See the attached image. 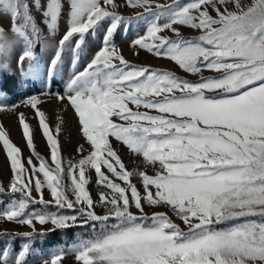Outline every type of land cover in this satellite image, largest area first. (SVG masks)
I'll use <instances>...</instances> for the list:
<instances>
[{"label":"snow or ice","instance_id":"snow-or-ice-1","mask_svg":"<svg viewBox=\"0 0 264 264\" xmlns=\"http://www.w3.org/2000/svg\"><path fill=\"white\" fill-rule=\"evenodd\" d=\"M121 8L144 12L125 17ZM144 14L151 20L131 42L135 54L167 58L197 79L125 59L115 37ZM185 28L200 35L185 37ZM101 29L98 49L55 97L76 118L78 159H63V117L53 134L42 100H21L46 139V159L10 97L27 79L53 77L66 49L76 69L87 37ZM164 30L175 39L160 35ZM2 111L16 114L30 154L0 125L11 172L9 184H0V196L10 198L0 220L31 230L0 232V264H28L37 237L84 226L90 238L57 246L41 264H64L68 254L73 264H264V0H0ZM113 139L140 164L129 170ZM53 205L56 212L48 210ZM36 223L53 228L37 230Z\"/></svg>","mask_w":264,"mask_h":264},{"label":"rangeland","instance_id":"rangeland-1","mask_svg":"<svg viewBox=\"0 0 264 264\" xmlns=\"http://www.w3.org/2000/svg\"><path fill=\"white\" fill-rule=\"evenodd\" d=\"M122 2V0H120ZM181 3H187L188 0H180ZM153 4H172L173 0H152ZM121 12L125 17H132L139 13H143L144 10L137 8H121L118 10ZM151 17L147 14H144L142 18L139 21H133L130 25H126L122 27L120 31H118L116 37H115V43L118 46L120 50H122V54L124 55L125 59L136 66H148L150 68L158 69V70H166L171 71L175 73L176 75L180 76L181 78H187V79H197L198 77L187 75L183 72V70L179 69L177 65L174 64V62H171L167 58L164 57H157L155 55L149 54L144 50H139V55H136L135 52L137 49L135 47L131 46V42L136 39L138 36L145 35L146 26L147 23L150 22ZM163 20L160 21L162 23ZM4 27H8V21L7 18L4 19ZM63 27V26H61ZM103 31V29L100 30V32L94 33L92 36L87 37V46L85 49L80 53V58L77 63L76 69H73L70 64L71 59V52L69 50H65L64 59L60 63V65L56 69V73L53 77L45 78L43 76L36 78L32 77L30 79H27L25 82H23L22 86L19 88L17 94L15 96L10 97L11 100H14L19 107L16 109V112H22L25 114V116L28 118V122L30 123V126L32 129H34V144L36 147V150L41 153L42 156H44L46 159L49 156L48 149L46 147V139L43 137L41 131L39 130L37 124V119L33 118V110H31L28 107H25L21 104V100L24 99L26 96L30 95H37L41 100L42 103L40 104V107L43 111H45L47 116V122L49 123L50 130L55 134V129L57 126V118L63 117L65 123L63 124V131L61 132L59 139L62 144V156L65 161L68 159H78V155L75 151L76 147L83 143V140L81 139L79 132H78V126L76 123V118L73 115V111L71 108L65 109L55 98L57 94L62 93L65 89V84L70 76V74L73 71L76 70H82L83 65L85 62L89 59L91 53L94 50H97L100 46V34ZM182 34L185 37H196L200 35L198 31H193L189 29H182ZM160 35H163L165 37H170L172 39H175V36L173 33H171L169 30H164ZM204 76H212L215 75L213 72H210L208 70L203 71ZM53 80L54 83L50 86V80ZM130 107H132L130 105ZM151 114H156L153 110ZM0 125H3L4 129L9 133L10 139L12 142L17 145L24 157H27L29 153V149L26 146V142L22 137V131L20 126L17 122V116L13 112L10 111H2L0 112ZM113 145L115 148L119 150L120 155L122 156L123 160L127 164L129 170H131L134 166L140 164L141 158L138 156H131L129 155L128 150L126 147H124L119 142H116L113 139ZM87 148V145H85ZM139 170H145V167L141 165ZM147 170L151 172V168L148 167ZM11 172L9 170V166L5 160V153L0 150V184H3L4 186H7L10 182ZM93 182L89 185V189L91 191V194L93 198H98L97 194L100 190L99 186L95 184V177L94 174L92 176ZM118 182V181H117ZM133 183H136L137 186H140L139 178H133ZM45 198H48L47 192H45ZM7 204V203H6ZM4 204L1 207V210L5 207ZM32 209H29L31 211ZM37 210V209H36ZM97 212H102V209L97 207ZM134 212L136 211L134 208L132 209ZM145 210L149 213L153 211V209L148 208L146 206ZM158 211H167L165 208H159L156 209ZM57 211V210H56ZM55 211V212H56ZM61 212L65 214H70L71 210H60ZM54 212V211H52ZM169 216L172 217L175 223L179 224L182 228L185 230L186 227L183 225V223L176 218L171 212L168 213ZM37 230H44L47 231L48 229L53 228V225L50 223L41 226L39 223H36ZM8 230L12 233H23L26 231H30L31 229L28 226L19 225L15 222H6L4 220H0V232ZM77 240L74 242H71L64 246L63 248H68L69 246L73 245L75 242L80 240L81 238L78 235ZM19 241L18 243H20ZM2 247L5 246L4 242L1 244ZM57 244L49 245L43 250H38L36 247V252L32 255H29L28 257V264H41V256H47L49 251H55L57 249ZM64 264H73V256L71 254H68L66 258L64 259Z\"/></svg>","mask_w":264,"mask_h":264},{"label":"trees","instance_id":"trees-1","mask_svg":"<svg viewBox=\"0 0 264 264\" xmlns=\"http://www.w3.org/2000/svg\"><path fill=\"white\" fill-rule=\"evenodd\" d=\"M54 83V81L51 79L50 80V86ZM9 197L7 195H3L0 196V210L1 207L8 203L9 201ZM44 206L43 205H30L29 209H43ZM49 211H56V207L53 206H49L48 208ZM92 229L89 226H84V227H73L70 229H66V230H56L54 232L49 233L48 235L44 236V237H37V243L35 245V247L38 250H43L44 248H46L49 245H53V244H57L59 247H64L67 244L74 242L75 240L79 239L78 235L80 238H90V235L92 234ZM6 237L4 236H0V246L1 244L5 241ZM43 240L44 242L41 243L40 241ZM19 238L17 239V243L19 242Z\"/></svg>","mask_w":264,"mask_h":264},{"label":"crops","instance_id":"crops-1","mask_svg":"<svg viewBox=\"0 0 264 264\" xmlns=\"http://www.w3.org/2000/svg\"><path fill=\"white\" fill-rule=\"evenodd\" d=\"M0 248H2V246H0Z\"/></svg>","mask_w":264,"mask_h":264}]
</instances>
